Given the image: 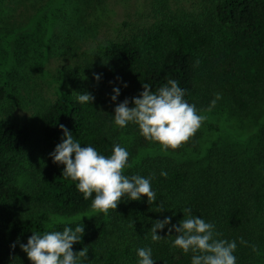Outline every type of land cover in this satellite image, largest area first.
I'll use <instances>...</instances> for the list:
<instances>
[{"label": "trees", "instance_id": "1", "mask_svg": "<svg viewBox=\"0 0 264 264\" xmlns=\"http://www.w3.org/2000/svg\"><path fill=\"white\" fill-rule=\"evenodd\" d=\"M75 2L90 7V0ZM149 11L145 25L95 48H82L79 35L58 37V52L73 59L64 69L66 87L53 102L35 103L27 117L12 108L0 113V264H32L21 243L33 233L81 223L85 232L73 251L88 249L83 264H138L139 248L152 249L154 264H191V253L171 247L175 232L167 236L168 226L158 230L164 237L159 242L150 233L156 220L171 216L178 224L185 208L214 224L219 239L237 243L236 264H264V121L244 144L219 140L195 162L176 157L198 147V131L180 148L161 152L137 125L119 128L113 122L117 104L137 97L142 83L155 91L168 79L185 90L184 99L198 114L224 107L232 118L243 119L264 96V0H196L189 11L153 0ZM33 14L26 22L10 19L4 35L24 29ZM39 46L35 39L17 38V66L27 60L19 52L35 53ZM116 87L120 95L113 102ZM4 91L1 87L0 98ZM84 92L95 97L91 104L78 102L77 93ZM217 93L222 98L209 110ZM60 124L99 154L110 156L117 144L127 149L130 167L124 174L152 177L155 202L125 197L116 210L85 216L92 198L84 199L50 156L64 136Z\"/></svg>", "mask_w": 264, "mask_h": 264}, {"label": "clouds", "instance_id": "2", "mask_svg": "<svg viewBox=\"0 0 264 264\" xmlns=\"http://www.w3.org/2000/svg\"><path fill=\"white\" fill-rule=\"evenodd\" d=\"M99 81L100 76L94 74ZM127 87V84H124ZM143 91L137 96L125 98L114 109L113 122L119 128L129 123L138 126L140 134L152 143L158 144L161 152L176 150L187 143L206 120V116L198 114L194 104L185 99V90L180 88L174 79L153 91L149 83H142ZM111 100L115 102L120 95L118 87L113 88ZM81 104H91L95 97L87 92L77 93ZM217 93L210 103L209 110L215 107L221 99ZM133 106L129 107V104ZM62 142L56 145L50 153L53 163L63 165L62 176L76 182L77 190L84 199L92 198L89 218L99 213L107 214L116 210L122 199L139 201L147 197L149 204L155 202L156 193L152 190V177H142L124 174L129 153L119 144L115 145L110 156L99 154L92 146H81L70 130L63 124ZM160 175L166 176V172ZM183 219L178 224H172V217L156 220L150 228L151 240L159 242L164 239L158 234L168 226V235L175 232L172 248H179L185 254L191 253V264H236L234 252L237 249L235 241L219 239L220 233L215 231V225L205 222L200 217L193 216L191 210L183 209ZM83 216V217H85ZM82 219V217H81ZM71 223V222H69ZM134 227L133 225H130ZM85 226L77 224L75 228L65 226L62 231H47L43 234L33 233L27 244L20 248L27 254L32 264H83L88 259V249L73 251V245L81 242ZM240 243L247 244L243 238ZM15 248V244L12 245ZM253 251H257L255 246ZM138 264H154L151 248L137 249Z\"/></svg>", "mask_w": 264, "mask_h": 264}, {"label": "rangeland", "instance_id": "3", "mask_svg": "<svg viewBox=\"0 0 264 264\" xmlns=\"http://www.w3.org/2000/svg\"><path fill=\"white\" fill-rule=\"evenodd\" d=\"M75 1L0 0V88H5L0 98V113L3 108H12L13 114L27 117L37 103L53 102L60 89L66 87L68 77L64 69L73 59L69 52H58V37L79 35L82 48L117 41L150 20L149 8L153 0H90V7ZM194 2L196 0H169L173 9L188 11ZM35 6L39 10L37 8L33 14ZM32 14L33 18L24 29L4 35L10 19L14 18L12 20L17 23L26 22ZM81 17L82 24L76 33L75 27ZM20 36L27 42L35 39L40 43L35 53L19 52L20 58H27L24 67L17 66L16 61L15 41ZM256 106L241 120L232 118L224 107L225 110L201 114L206 120L198 129V147L176 159L195 162L219 140L244 144L264 121V96Z\"/></svg>", "mask_w": 264, "mask_h": 264}]
</instances>
